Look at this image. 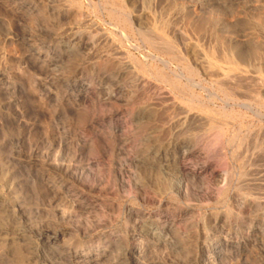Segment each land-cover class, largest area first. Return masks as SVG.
Segmentation results:
<instances>
[{"label":"rangeland","instance_id":"1","mask_svg":"<svg viewBox=\"0 0 264 264\" xmlns=\"http://www.w3.org/2000/svg\"><path fill=\"white\" fill-rule=\"evenodd\" d=\"M0 264H264V0H0Z\"/></svg>","mask_w":264,"mask_h":264},{"label":"bare ground","instance_id":"2","mask_svg":"<svg viewBox=\"0 0 264 264\" xmlns=\"http://www.w3.org/2000/svg\"><path fill=\"white\" fill-rule=\"evenodd\" d=\"M221 80V79H220Z\"/></svg>","mask_w":264,"mask_h":264}]
</instances>
